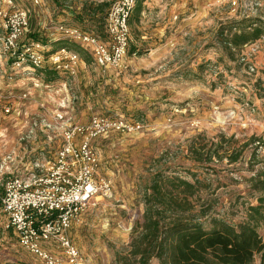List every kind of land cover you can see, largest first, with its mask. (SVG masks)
Wrapping results in <instances>:
<instances>
[{"label":"rangeland","instance_id":"1","mask_svg":"<svg viewBox=\"0 0 264 264\" xmlns=\"http://www.w3.org/2000/svg\"><path fill=\"white\" fill-rule=\"evenodd\" d=\"M55 1L0 0V10L30 11L31 29L48 41L49 51L61 48L60 24L98 30L79 13L84 3L102 0H58L59 6ZM239 3L234 11L223 0H143L141 13L134 11L131 18L135 54L120 71L97 67L85 47L92 59L86 63L81 57L77 76L60 74L51 82L43 71L15 69L3 60L0 157L22 151L23 127L29 128L33 119L53 122L62 104L79 124L112 117L142 126L92 143L100 157L99 178L110 182L111 193L92 200L69 232L85 264L135 263L129 256L134 227L143 221L144 197L157 177L199 182L189 199L195 217L205 214L201 221L206 227L213 219L233 226L251 222L264 241V201H259L264 192L253 188L264 177V33L233 57L219 35L230 22L237 23L236 29L263 24L264 30V0ZM185 18L196 23L181 29ZM24 93H30L28 98H22ZM5 103L11 114L4 112ZM44 133L28 144L34 148L31 156L47 159L59 147L57 132L51 133V144ZM237 153L239 159L232 162ZM260 204L257 215L252 207ZM6 221L0 205V264H41L5 230ZM151 264L161 263L154 259Z\"/></svg>","mask_w":264,"mask_h":264},{"label":"built area","instance_id":"2","mask_svg":"<svg viewBox=\"0 0 264 264\" xmlns=\"http://www.w3.org/2000/svg\"><path fill=\"white\" fill-rule=\"evenodd\" d=\"M32 1L41 4V0ZM223 1L234 11L240 6V0ZM1 2L13 3L12 0ZM138 2L111 0L104 37L65 24L58 25L56 31L62 40L85 47V51L89 49L94 64L103 71L126 69L132 39L130 20ZM0 30H3L0 67L7 59L15 69L34 72L49 69L69 77L77 76L78 67L83 64L79 53L62 48L48 54L47 46L39 42L25 43L30 30V11L0 10ZM29 95L24 93L22 98ZM3 98L0 93V104ZM64 109L62 104L61 110L54 112L53 122L31 120L29 128L25 126L20 132L22 151L17 149L0 157V201L7 218L5 230L12 231L19 245L41 264H85L69 232L92 200L111 193L110 182L99 178L101 162L92 143L111 132L142 128L140 124L112 117H93L88 124H79ZM3 110L12 113L9 103H5ZM39 132H45L46 144L54 140L52 132L60 137L59 147L47 159L31 156L34 148L28 144Z\"/></svg>","mask_w":264,"mask_h":264},{"label":"trees","instance_id":"3","mask_svg":"<svg viewBox=\"0 0 264 264\" xmlns=\"http://www.w3.org/2000/svg\"><path fill=\"white\" fill-rule=\"evenodd\" d=\"M142 2L143 0L134 10L138 15L141 13ZM55 3L59 6L58 0ZM110 5L111 1L102 0L86 2L81 6L79 16L82 19L88 18L98 27V30L85 31L105 36V19ZM252 25L254 24L251 23L250 26ZM262 25L253 29L249 26L236 29L237 23L230 22L220 29V41L233 57L234 51L255 43L263 36ZM25 40V43L39 42L48 47V41L33 33L31 26ZM68 43L73 42L60 41V49L67 48L80 55L83 53L84 56L81 57L86 63L92 59L84 54L81 46L75 44L66 47ZM133 50L130 46V55L135 54ZM52 52L55 51L51 50L48 54ZM43 72L48 82L60 75L54 70L47 69ZM238 159L239 153L231 161L236 162ZM256 180L253 188L264 192V177ZM197 184L198 181L194 184L184 180L170 183L160 180V177L153 179L144 197L143 221L135 225L130 243L129 256L134 264H151L154 259L161 264H256L257 256L259 264H264V241L253 223L245 222L233 226L213 219L210 222L211 227H206L201 221L205 214L201 213L200 217L193 215L194 209L189 197L196 194ZM172 185L173 188H170ZM175 190L177 193H174ZM259 201L263 202L264 197ZM261 206L252 207L255 208L252 210L260 215L258 208Z\"/></svg>","mask_w":264,"mask_h":264},{"label":"crops","instance_id":"4","mask_svg":"<svg viewBox=\"0 0 264 264\" xmlns=\"http://www.w3.org/2000/svg\"><path fill=\"white\" fill-rule=\"evenodd\" d=\"M185 6V5H184ZM176 17H177V19H178V15H176ZM196 19H192V18H185V19H182V20H180V25L182 26L181 27V29H185L186 27H190V26H192V25H194V23H196V21H195ZM61 103H65V104H67L66 103V101L65 100H63ZM45 106V105H44ZM15 235V234H14ZM16 237V236H15ZM16 240H17V238H16ZM17 243H18V240H17ZM19 244V243H18Z\"/></svg>","mask_w":264,"mask_h":264}]
</instances>
